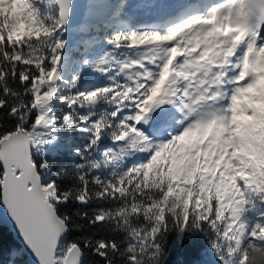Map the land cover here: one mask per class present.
<instances>
[{
	"label": "snow or ice",
	"instance_id": "6c2138e0",
	"mask_svg": "<svg viewBox=\"0 0 264 264\" xmlns=\"http://www.w3.org/2000/svg\"><path fill=\"white\" fill-rule=\"evenodd\" d=\"M0 264H264V0H0Z\"/></svg>",
	"mask_w": 264,
	"mask_h": 264
},
{
	"label": "water",
	"instance_id": "95a60500",
	"mask_svg": "<svg viewBox=\"0 0 264 264\" xmlns=\"http://www.w3.org/2000/svg\"><path fill=\"white\" fill-rule=\"evenodd\" d=\"M7 227L10 229V225H7Z\"/></svg>",
	"mask_w": 264,
	"mask_h": 264
},
{
	"label": "trees",
	"instance_id": "16d2710c",
	"mask_svg": "<svg viewBox=\"0 0 264 264\" xmlns=\"http://www.w3.org/2000/svg\"><path fill=\"white\" fill-rule=\"evenodd\" d=\"M6 231V230H5Z\"/></svg>",
	"mask_w": 264,
	"mask_h": 264
}]
</instances>
